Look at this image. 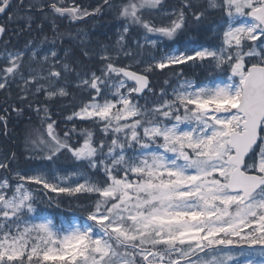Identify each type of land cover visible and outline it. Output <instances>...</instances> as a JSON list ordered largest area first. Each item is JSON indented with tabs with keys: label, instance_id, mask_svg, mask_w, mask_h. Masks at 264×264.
Here are the masks:
<instances>
[{
	"label": "snow or ice",
	"instance_id": "obj_1",
	"mask_svg": "<svg viewBox=\"0 0 264 264\" xmlns=\"http://www.w3.org/2000/svg\"><path fill=\"white\" fill-rule=\"evenodd\" d=\"M105 7L114 43L68 33L79 56L61 57L58 21ZM0 15L3 135L27 117L24 160L48 162L0 153V264H264V0H0ZM14 21L39 43L3 40Z\"/></svg>",
	"mask_w": 264,
	"mask_h": 264
},
{
	"label": "trees",
	"instance_id": "obj_2",
	"mask_svg": "<svg viewBox=\"0 0 264 264\" xmlns=\"http://www.w3.org/2000/svg\"><path fill=\"white\" fill-rule=\"evenodd\" d=\"M29 0H25V3H28ZM178 2V0H168V5L172 6L175 5ZM15 3H18V0L14 1V5ZM102 4V0H92V1H85L83 4V6L88 7L89 10L95 8L97 5ZM14 11V9H13ZM220 15L221 13L219 12H212L209 13V15L207 16L206 20H205V24H212L214 25L216 22H218L220 20ZM104 20H103V18ZM102 20L101 24L103 25L104 23H107L110 26H115V30L112 33H109L108 31H100V27L97 25L96 20ZM0 23L2 24H7V16L4 15L3 18H0ZM59 23V30L63 33H65V39L64 42L66 41V39H68V33L71 34H75V30L78 27H81V30L86 31L89 33V37L92 40H100V41H104L106 43H114L115 41V37L117 36V27H118V22L115 20L114 15L112 12H110L106 7L105 10L103 12L102 15L96 17V18H92L89 19L87 21H85L82 24H75V25H69L67 20L64 21H58ZM9 27V31L5 34V36L3 37V40H11L12 42V46H15L16 48H22L25 44V42L31 37V38H35L37 43H39V39L40 37L37 35V31L36 30V25L33 24V31L31 33L28 32H24V33H19L14 34V30L16 32H18L19 28L23 27V21H14L12 22L10 25H8ZM93 28V31H91V29ZM62 29H65V31H62ZM44 31L47 32L49 35H51V30H50V25L48 23H45V27H44ZM208 35L210 36L211 33L209 32ZM131 39L133 38H138V34H137V30L133 29L132 34H131ZM129 38V40H130ZM202 39L207 40V37H203ZM63 42V43H64ZM209 44H211L213 41H207ZM0 45H2V40L0 42ZM67 45V44H66ZM57 47V43L55 45ZM73 44L68 43V47H72ZM58 48V47H57ZM73 50L76 52L77 56H79V48L78 46H74ZM60 56H63V53H59ZM125 60H121V62H124ZM99 61H95L94 63L90 64L89 66L92 68H96V66L98 65ZM164 76L160 75L159 73H157L156 76L153 77V84L157 86V90H159L160 86H163V80H164ZM200 78L202 79V75H200ZM69 90L71 92H74L77 96V99L75 101V104L78 105L80 102V99H87L88 97L86 95H84L83 97H81V93H79L77 90L73 89V88H69ZM15 92V89H14ZM2 95H0V113L3 112V102H2ZM151 100H155L156 98L150 97ZM16 103H19L18 101ZM140 103L143 104L144 100H140ZM51 108V113L53 115L54 119H57L58 124H59V128L58 130L62 132L65 130V125H67L68 127H71L72 122H68L66 120H64V116L68 115L71 113L72 111V107H65L61 104L60 101H56L51 103L50 105ZM76 124H81L80 121H75ZM26 126H27V117L24 118H18L16 117L15 113H10L9 116V121H8V135L4 136L3 135V130H2V125H0V153H11V152H16L17 156L19 158V163L18 164H14L13 167H19L22 170H27L29 168H32L34 166H39L41 164H48V162L46 161H25L24 160V144H25V130H26ZM60 167H65V168H70L73 167V163L70 160H66L63 157L61 158V160L58 162L57 164ZM40 210L43 212H47V213H54L56 212L55 209H46L44 208L43 205H40ZM65 215H69V213H65Z\"/></svg>",
	"mask_w": 264,
	"mask_h": 264
},
{
	"label": "bare ground",
	"instance_id": "obj_3",
	"mask_svg": "<svg viewBox=\"0 0 264 264\" xmlns=\"http://www.w3.org/2000/svg\"><path fill=\"white\" fill-rule=\"evenodd\" d=\"M102 18H103V16H102ZM103 20H104V18H103ZM96 22H97V25L100 27V31L101 32H103L105 30V31H108L109 33H112L115 30V26H113V25L110 26L107 23H104L102 25L101 24V22H102L101 19L100 20L97 19ZM62 31H65V29H62ZM91 31H93V28L91 29ZM73 35H75V34H73ZM115 39H116V37H115ZM131 40L132 39L130 38L129 44H131ZM70 41H72V40H70L69 37H68V39H66V41L64 43H61V42L57 41V47H58L57 49H58L59 53H63L65 48H69L68 47V43H70ZM71 48L73 49L74 46H72ZM121 60H124V59H121Z\"/></svg>",
	"mask_w": 264,
	"mask_h": 264
},
{
	"label": "rangeland",
	"instance_id": "obj_4",
	"mask_svg": "<svg viewBox=\"0 0 264 264\" xmlns=\"http://www.w3.org/2000/svg\"><path fill=\"white\" fill-rule=\"evenodd\" d=\"M92 45H95V44H92ZM131 45V44H130ZM50 47H43L42 49H41V52L43 53V51H45V50H47V49H49ZM121 59H124V60H126L125 58H123V57H121ZM128 61H126L125 63H127ZM50 166V165H49ZM57 168L60 170V173L62 174V175H64V174H66L67 173V171H71L73 168H71V169H69V168H62V167H60V166H58L57 165Z\"/></svg>",
	"mask_w": 264,
	"mask_h": 264
},
{
	"label": "water",
	"instance_id": "obj_5",
	"mask_svg": "<svg viewBox=\"0 0 264 264\" xmlns=\"http://www.w3.org/2000/svg\"><path fill=\"white\" fill-rule=\"evenodd\" d=\"M1 16V15H0Z\"/></svg>",
	"mask_w": 264,
	"mask_h": 264
}]
</instances>
